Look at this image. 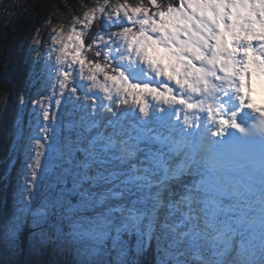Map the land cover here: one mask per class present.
<instances>
[{"label": "snow or ice", "instance_id": "6c2138e0", "mask_svg": "<svg viewBox=\"0 0 264 264\" xmlns=\"http://www.w3.org/2000/svg\"><path fill=\"white\" fill-rule=\"evenodd\" d=\"M54 32L59 47L30 74L40 89L27 137L17 115L26 143L6 235L27 225L77 264H153V253L155 264H202L182 212L209 205L198 199L201 149L264 126V107L252 102L253 85L264 82V0H102ZM19 102L28 108L26 96ZM159 200L177 235L153 226ZM209 210L264 258V227L245 231L242 206Z\"/></svg>", "mask_w": 264, "mask_h": 264}, {"label": "clouds", "instance_id": "9594fccd", "mask_svg": "<svg viewBox=\"0 0 264 264\" xmlns=\"http://www.w3.org/2000/svg\"><path fill=\"white\" fill-rule=\"evenodd\" d=\"M264 99V97H258ZM199 164L205 173V199L208 206H197L193 212L183 211L181 224L197 236L202 264H264L260 252L244 250L240 230L214 217L213 203L218 214L230 212L237 205L245 209L243 228L259 233L264 227V126L245 127L236 138L223 144L204 146L199 153ZM166 207L159 200L151 212L153 226L171 235L179 233V225L172 215L162 219Z\"/></svg>", "mask_w": 264, "mask_h": 264}, {"label": "trees", "instance_id": "16d2710c", "mask_svg": "<svg viewBox=\"0 0 264 264\" xmlns=\"http://www.w3.org/2000/svg\"><path fill=\"white\" fill-rule=\"evenodd\" d=\"M132 3H138L140 0H130ZM147 3V0H144ZM163 3H178V0H162ZM0 2V17H6ZM102 3V0H13L11 10H13L12 19L6 24L3 35L0 36V93H3L6 100V124H11L10 110L15 103V99L21 90H29L31 73L34 70L33 58L27 56L33 45L32 33H39V41L36 44L38 55L44 57L47 54L45 45L50 40V30L63 26L67 31L75 18L82 17L83 13L90 7ZM115 3V0H113ZM9 9V7H8ZM8 17V16H7ZM5 19V18H4ZM101 21L97 20L92 32L100 30ZM93 36L91 32L86 36L87 41H91ZM30 47V48H29ZM94 53V50H93ZM92 56V55H91ZM42 63V61H41ZM10 138L7 132H2L0 136V156H5V143ZM22 159V152L19 154V160ZM2 176L0 175V180ZM0 194V202H1ZM28 234H23L26 239ZM154 249V244H153ZM54 259L48 255L45 262L53 263ZM153 264H155L154 253L152 255ZM188 264H197L194 260H189Z\"/></svg>", "mask_w": 264, "mask_h": 264}, {"label": "rangeland", "instance_id": "374dc122", "mask_svg": "<svg viewBox=\"0 0 264 264\" xmlns=\"http://www.w3.org/2000/svg\"><path fill=\"white\" fill-rule=\"evenodd\" d=\"M13 0H3L2 6L5 11L6 17H0V36L3 35L5 31V26L8 24L10 19H12L13 10H11V3ZM1 2V0H0ZM9 7V9H8ZM8 16V17H7ZM5 18V19H4ZM50 40L45 45L47 54L55 47L58 48V45H54L52 41V36L55 35L54 29H51ZM33 40L30 41V45L34 46V49H31V52L27 53V56L33 58L36 62L39 59V63L42 65L43 58L47 57V54L42 57L38 55L37 49L35 48L36 44L34 41L39 40V33H32ZM30 48V47H29ZM58 53H52V62L55 60V56ZM89 56L94 57V53H88ZM40 89V84L37 83L35 87L29 85V90H21L16 99L15 103L10 110L11 124H6V98L3 93H0V136L2 132H7L10 136L9 140L6 141L5 156H0V175L2 176L0 180V194L2 196L1 202L3 206L0 207V264H77V261L73 254L68 252H62L57 249V247L52 243H40V237L33 238L31 233L33 229L27 225L20 230L15 237L6 235L5 222L6 220L11 219L13 212V192L17 189L18 186V174L22 168L24 157L19 160V154L22 152V148L26 143V139H17V115L20 112H23L25 132L24 136L27 137L29 130L27 128L28 123V111L30 110L32 101L37 98V90ZM40 95L47 96L48 91L44 90L40 92ZM27 97L28 108H21L20 98ZM67 119V117H65ZM20 149V150H18ZM15 159V163H13ZM23 177L19 176V182L22 183ZM44 189L41 186L39 192L37 193L38 201L43 196ZM29 221L31 217L29 216ZM27 233L28 236L26 239H23V234ZM14 244L15 247H10L9 245ZM154 244V243H153ZM155 246V245H154ZM52 257L54 259L53 263L45 262L46 256Z\"/></svg>", "mask_w": 264, "mask_h": 264}, {"label": "bare ground", "instance_id": "6f19581e", "mask_svg": "<svg viewBox=\"0 0 264 264\" xmlns=\"http://www.w3.org/2000/svg\"><path fill=\"white\" fill-rule=\"evenodd\" d=\"M256 85H262V90H264V82H261V81L258 80V81L253 85V87L256 86ZM263 96H264V95H263ZM263 101H264V99L257 100L258 103H261V102H263Z\"/></svg>", "mask_w": 264, "mask_h": 264}]
</instances>
